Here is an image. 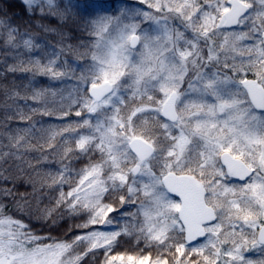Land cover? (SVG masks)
Instances as JSON below:
<instances>
[{"label": "snow or ice", "instance_id": "snow-or-ice-1", "mask_svg": "<svg viewBox=\"0 0 264 264\" xmlns=\"http://www.w3.org/2000/svg\"><path fill=\"white\" fill-rule=\"evenodd\" d=\"M20 7L57 43H87L65 95L63 47L0 7V77L30 76L0 108V264H264V0ZM65 218L69 238H53Z\"/></svg>", "mask_w": 264, "mask_h": 264}, {"label": "trees", "instance_id": "trees-1", "mask_svg": "<svg viewBox=\"0 0 264 264\" xmlns=\"http://www.w3.org/2000/svg\"><path fill=\"white\" fill-rule=\"evenodd\" d=\"M79 1L80 0H71L72 3H79ZM66 2H67V0H66ZM83 2H93V0H81V3H83ZM0 7H2L8 13V16H10L12 18V23L14 25L20 26L21 31L25 30V28L28 27L30 34L32 36L37 37L38 39L44 40L45 42H47L49 44H55L56 46H60V47H67L73 53L75 52L76 54H78L79 57H80L79 53L84 51V49H79V48H76L75 46L81 42L87 43V40L69 39V40H66L63 45H61V44L57 43L60 40V37L58 35H53L51 33L44 32L41 28H38L35 26V23H36L35 21H33L32 26L29 27V25L26 23L29 18L27 16H24L21 13L20 0H0ZM13 13H15V15H13ZM42 23L45 25L51 24V26H56L55 20H45ZM69 27L71 29H73L71 32L68 33L70 36L83 37L85 35L84 33H82L79 30V28L77 27L76 24L70 23ZM65 31H67V29H65ZM69 44L72 45L73 48H69L68 47ZM5 55L6 54L4 52L0 51V64H3L5 62ZM82 62L84 63L83 59H82ZM7 63L12 64V63H14V61L12 59H8ZM29 78H30L29 75L22 76L19 72L16 73L15 75L9 74L6 79L3 77H0V108H3L6 104L15 108V104L13 103V101L10 99H7V97H6V93H10L11 90L14 88H16L20 91L21 96L29 95L30 90L28 88L24 87L25 85L28 84ZM37 80H42V79L39 78ZM29 103L31 104L32 102H29ZM20 104H21V106H23V100L20 101ZM24 111L27 112L28 109L25 108ZM33 119H40V116L38 114H36V115H34ZM15 125H16V121H13V127H15ZM4 134H5L4 127L0 126V135H4ZM21 134H23V133H21ZM45 135H46V133H42V132L39 133V135L35 139L32 140V143L36 144L37 141H39L41 139V137L45 136ZM26 159H29L30 162L32 163V165H34V166L37 163L36 160L31 159V157H27ZM41 163H44V162L41 161ZM49 170H50L49 168L41 167L38 169L37 172L31 173L32 182L35 183L36 189H37V191L35 193L36 196L41 195V192H40L41 184L48 182L46 174ZM23 180H25V181L28 180V176H24ZM19 191L22 194L28 195L29 199L32 200V202H33V206L35 207L36 202L33 199L32 189L30 187H27L26 185H24V186H21L19 188ZM43 195L46 198H45L44 202L39 205V207L41 209H43L46 205H48L49 201H48L47 197H49V196L54 197L57 194L54 192L49 193L47 190H45ZM70 223H72V221L68 220L67 218H65L62 221H59L58 225L51 230L52 237L57 238V239H68L69 237L66 236L65 233H66L67 228H68ZM134 244H135L134 241H131L129 243H124L122 245V248L118 249V251L132 252L133 248H134ZM250 255H254V254H250Z\"/></svg>", "mask_w": 264, "mask_h": 264}, {"label": "rangeland", "instance_id": "rangeland-1", "mask_svg": "<svg viewBox=\"0 0 264 264\" xmlns=\"http://www.w3.org/2000/svg\"><path fill=\"white\" fill-rule=\"evenodd\" d=\"M128 2L133 3L134 0H128ZM79 3H81V0L79 1ZM35 38H36V41L38 43H41L43 45L49 44V43L45 42L44 40L38 39L37 37H35ZM56 47L60 48V46H56ZM63 53H64V55L62 56V59H68V61H69V64L66 66V70L69 73L68 82L65 85H57L55 82H51V83L53 84L54 87L64 88L65 89V95H67V91L71 89L72 82L74 80V77L72 76V69L76 68L77 69L76 75H79L78 69L80 66H83L84 63L82 62V59L78 56V54H76L75 52L73 53L67 47H63ZM39 78L42 80H45V78H43V77H39V76L36 77V79H39ZM45 83L47 84L48 82L45 81ZM46 84H45V86H46ZM29 95H30V93H29ZM29 102H32V101L29 100Z\"/></svg>", "mask_w": 264, "mask_h": 264}]
</instances>
